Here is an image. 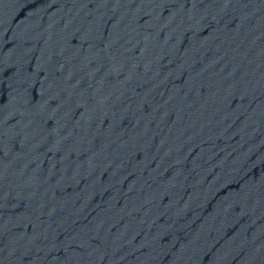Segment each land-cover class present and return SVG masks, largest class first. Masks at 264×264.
<instances>
[{"label":"water","instance_id":"95a60500","mask_svg":"<svg viewBox=\"0 0 264 264\" xmlns=\"http://www.w3.org/2000/svg\"><path fill=\"white\" fill-rule=\"evenodd\" d=\"M136 0H0V110Z\"/></svg>","mask_w":264,"mask_h":264}]
</instances>
